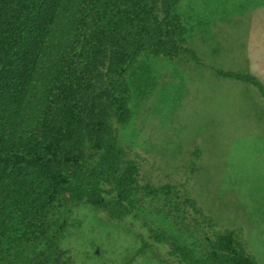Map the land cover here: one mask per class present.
Wrapping results in <instances>:
<instances>
[{
  "label": "trees",
  "instance_id": "obj_1",
  "mask_svg": "<svg viewBox=\"0 0 264 264\" xmlns=\"http://www.w3.org/2000/svg\"><path fill=\"white\" fill-rule=\"evenodd\" d=\"M180 2L0 0V264H75L63 238L82 204L129 221L136 253L162 264H260L241 227L219 229L185 183L156 181L120 139L128 76L149 57H188L264 101L251 71L203 62Z\"/></svg>",
  "mask_w": 264,
  "mask_h": 264
},
{
  "label": "rangeland",
  "instance_id": "obj_2",
  "mask_svg": "<svg viewBox=\"0 0 264 264\" xmlns=\"http://www.w3.org/2000/svg\"><path fill=\"white\" fill-rule=\"evenodd\" d=\"M178 9L205 64L249 70L264 83V0H181ZM128 81L132 114L120 127L123 144L141 156L156 181L185 183L219 229L241 227L250 252L264 264L260 94L188 57L142 59ZM195 148V170L186 171ZM137 233L129 221L109 220L82 204L74 208L63 246L75 264H162L136 253Z\"/></svg>",
  "mask_w": 264,
  "mask_h": 264
}]
</instances>
